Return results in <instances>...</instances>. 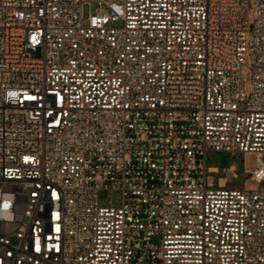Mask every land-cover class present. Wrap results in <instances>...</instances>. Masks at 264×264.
Segmentation results:
<instances>
[{
	"label": "built area",
	"instance_id": "1",
	"mask_svg": "<svg viewBox=\"0 0 264 264\" xmlns=\"http://www.w3.org/2000/svg\"><path fill=\"white\" fill-rule=\"evenodd\" d=\"M0 264H264V0H0Z\"/></svg>",
	"mask_w": 264,
	"mask_h": 264
},
{
	"label": "rangeland",
	"instance_id": "2",
	"mask_svg": "<svg viewBox=\"0 0 264 264\" xmlns=\"http://www.w3.org/2000/svg\"><path fill=\"white\" fill-rule=\"evenodd\" d=\"M99 6L97 4H92L91 7L85 9V18H88L90 13L95 12ZM256 158L254 156H245L243 154L232 155L230 153H210L209 154V167H217L220 170V173L215 176L216 180L223 176V168L230 165L235 166L239 172V178L235 180L234 185L237 188H251L256 187L258 184L251 179L250 176H245L243 174L244 166L247 165L251 169L255 167ZM103 202L112 201L114 204L119 203L120 196L114 192H106L101 196Z\"/></svg>",
	"mask_w": 264,
	"mask_h": 264
}]
</instances>
